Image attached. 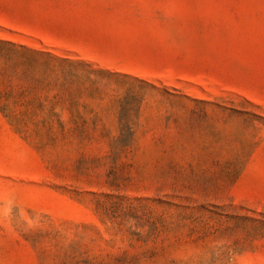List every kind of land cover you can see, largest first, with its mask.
<instances>
[{
	"label": "rangeland",
	"instance_id": "374dc122",
	"mask_svg": "<svg viewBox=\"0 0 264 264\" xmlns=\"http://www.w3.org/2000/svg\"><path fill=\"white\" fill-rule=\"evenodd\" d=\"M0 264H264V0H0Z\"/></svg>",
	"mask_w": 264,
	"mask_h": 264
}]
</instances>
